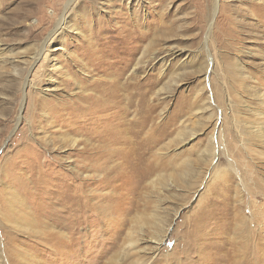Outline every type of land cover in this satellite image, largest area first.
Listing matches in <instances>:
<instances>
[{
	"label": "rangeland",
	"instance_id": "obj_1",
	"mask_svg": "<svg viewBox=\"0 0 264 264\" xmlns=\"http://www.w3.org/2000/svg\"><path fill=\"white\" fill-rule=\"evenodd\" d=\"M69 2L0 0V264H264V0ZM117 75L139 178L82 170Z\"/></svg>",
	"mask_w": 264,
	"mask_h": 264
},
{
	"label": "bare ground",
	"instance_id": "obj_2",
	"mask_svg": "<svg viewBox=\"0 0 264 264\" xmlns=\"http://www.w3.org/2000/svg\"><path fill=\"white\" fill-rule=\"evenodd\" d=\"M72 1L73 0H70L69 4L72 3ZM65 24H66V19H65V17H62L57 22L56 27L53 30V32L56 33ZM46 47L47 46L44 45L41 49L43 50ZM36 56L37 55L33 56V58H32L33 61L36 60V58H37ZM130 60H128V61H130ZM140 61L141 60H139L138 64L141 63ZM29 62H30V60H29ZM126 63L128 64V62H126ZM131 65H132V63H131ZM95 83L98 84V81H95ZM99 83H100L99 86L103 87L102 90L99 89L100 90L99 96L97 95L99 100L102 99L103 97H106V99H108V102L105 103L106 108L104 110L115 109V111L110 112L108 114L107 117H108V119H110V122L108 124L104 125L105 130H104V128L102 129V132H98V130H96V131H94L95 134H92V137H90V138H92V140L95 139L98 142H96V144H91V145H93L92 150H94V151L92 154L90 153V156L85 155V154H82V155L87 156V158L88 157L91 158V160H93L94 162H92V163L84 162L82 170H91V168L93 170H99L102 166L107 171L106 174H109V172H112V171L118 173V174H116L117 178H122L123 175L126 176L131 172L136 173V175L138 176L137 173L140 170H138L139 167L137 165H139L138 163L140 160L143 161V156L146 155V153L148 152L149 149H144V147H142V144L140 143V139L143 137L141 134L143 132L142 130H144V125L141 126V129L138 126H134V125L132 126V123L133 122L136 123V122L134 121V119L128 118V116L130 114L131 107L135 106V104L132 105L133 100L131 102V97L133 96L134 92L127 89L126 86H129V85L123 83V80L120 77V75H117L113 80H109V78L107 77V79L105 81L99 82ZM97 84H95V85H97ZM128 84H130V83H128ZM125 87H126V89H124ZM133 88H135V86ZM88 101H89V99H88ZM147 105H148V103H147ZM123 132L129 133V134L123 136L122 135ZM148 135L146 134V137H149ZM88 142H91V141H87V144H88ZM86 152H87V150L84 149V150H82L81 153H86ZM94 158L96 160H94ZM109 160H111V162L114 161L115 163L110 166V165H108ZM155 165H156V163L154 161L145 160V163L142 167V170H143L142 177H149V175L153 172ZM138 178H139V176H138ZM89 181L90 180H87V183ZM51 236L54 237L55 235L54 236L51 235ZM159 240H161V239H159Z\"/></svg>",
	"mask_w": 264,
	"mask_h": 264
}]
</instances>
